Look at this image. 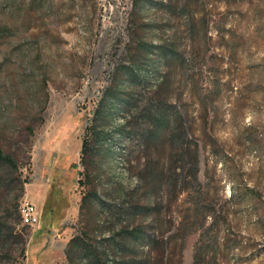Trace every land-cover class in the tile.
Segmentation results:
<instances>
[{"label": "rangeland", "instance_id": "1", "mask_svg": "<svg viewBox=\"0 0 264 264\" xmlns=\"http://www.w3.org/2000/svg\"><path fill=\"white\" fill-rule=\"evenodd\" d=\"M0 150V264H264V0H0Z\"/></svg>", "mask_w": 264, "mask_h": 264}, {"label": "trees", "instance_id": "2", "mask_svg": "<svg viewBox=\"0 0 264 264\" xmlns=\"http://www.w3.org/2000/svg\"><path fill=\"white\" fill-rule=\"evenodd\" d=\"M167 56H168V54H167ZM220 87H221V85H219V84H216L215 86H214V89L215 90H218V92H219V89H220ZM175 122H177V120L175 119ZM171 123H166L165 125H162L161 126V132H162V134L163 133H165V131H167V128L168 129H170V125ZM174 129H176V127H174V128H172V130H174ZM177 132L178 131V128L176 129V130H174V132ZM161 132L160 133H157L156 135V139L158 140V141H160V139H161ZM167 133V132H166ZM183 149V150H182ZM181 149V153H182V157L184 158V157H186L187 155H188V152L186 151V150H184V148H182ZM89 150V142L87 141V140H84L83 141V144H82V153H83V155H85V153H87V151ZM0 160H5V161H7V163H8V165L11 167V168H13V166H14V161H13V159H12V157L11 156H9V155H4L3 154V152L0 150ZM197 158H195V162H193L194 163V167L195 168H193V170L195 171V179H196V181H198V164H197ZM181 170V169H180ZM161 175L162 174H160V177H161ZM151 204H153V202H151ZM137 232H139L138 233V235H140V233H141V229L140 228H137V230H136ZM154 235H152V236H150V238H148L147 236H146V234H145V236L143 237V240H145V241H148V239H149V241H150V243H153L154 242Z\"/></svg>", "mask_w": 264, "mask_h": 264}, {"label": "built area", "instance_id": "3", "mask_svg": "<svg viewBox=\"0 0 264 264\" xmlns=\"http://www.w3.org/2000/svg\"><path fill=\"white\" fill-rule=\"evenodd\" d=\"M21 222L23 225L35 227L40 222L39 210L36 204L24 199L20 208Z\"/></svg>", "mask_w": 264, "mask_h": 264}]
</instances>
